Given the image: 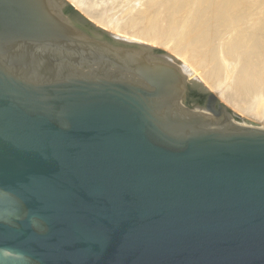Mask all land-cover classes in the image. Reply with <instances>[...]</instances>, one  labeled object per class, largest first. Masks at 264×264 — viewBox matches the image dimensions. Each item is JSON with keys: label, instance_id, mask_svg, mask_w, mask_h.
<instances>
[{"label": "water", "instance_id": "95a60500", "mask_svg": "<svg viewBox=\"0 0 264 264\" xmlns=\"http://www.w3.org/2000/svg\"><path fill=\"white\" fill-rule=\"evenodd\" d=\"M92 1L0 0V185L42 225L0 224V246L33 264H264L263 105L229 125L222 59L202 103L217 123L194 112L169 49L65 21Z\"/></svg>", "mask_w": 264, "mask_h": 264}, {"label": "bare ground", "instance_id": "6f19581e", "mask_svg": "<svg viewBox=\"0 0 264 264\" xmlns=\"http://www.w3.org/2000/svg\"><path fill=\"white\" fill-rule=\"evenodd\" d=\"M150 1L145 0V5L148 4L150 7L153 5L154 7L145 6L148 8L146 12L144 3L142 6L140 5L143 9L142 12L141 9L137 10L143 0H96L86 3L81 12L95 25L108 29V33L93 29L89 26L88 21L78 15L65 21L72 25L75 24L74 26L84 29L94 37L102 38L104 36L102 33H105L107 34L106 38L110 37L111 40L120 45L136 44L135 46L142 48V50H152L158 46H162L166 50L169 49L173 56L168 53L161 55V62H169V65L177 66L183 79L187 78L186 91H192V93L186 94H188L194 112L203 113L207 116L209 114L202 111L201 103L207 92L209 94L210 91H218L224 88L226 66L222 59H226L230 74L226 90L219 92V101L226 104L230 109H234L236 113H233V116H238V118L232 116L233 118L229 119L231 116L227 115L229 125L242 127L244 116L256 106L263 105L260 113H264V24L257 25L255 31L251 33V40L242 45L244 42L240 41L244 39L245 32L243 30L245 27L241 25L246 21L247 14L243 11H235L239 0H156L155 2L152 0L154 4L148 3ZM114 14L116 15L114 16ZM189 19L191 22L187 23ZM233 35L236 38L235 42ZM178 38L180 40L185 39L186 43L190 44L192 47L190 55H192V51L198 53L204 47V52L205 50L208 52V54L205 53L206 55L212 56V59H214L213 57L217 58L216 64L210 65V67L212 66V76L216 77L215 81H210L211 78L214 80V77H209L210 80L207 78L210 75H208L209 71L207 77L201 78L193 67L194 62L192 65L187 63L189 60L185 61L181 58L183 54L176 53L175 47L170 49L175 41H177L175 42L176 48L178 47ZM180 43L184 51L185 48L188 49L189 45L185 44L187 46L185 47L182 41ZM189 50L185 52L188 53ZM204 52L203 55L205 56ZM183 57L186 58V56ZM195 59L197 60V57ZM205 59L207 58L204 57L203 60ZM239 60L243 62L241 68L237 64ZM203 64L205 65L204 62ZM203 64L196 63L195 65L198 66L195 67L200 69L199 67ZM211 119L210 121L217 123L213 118Z\"/></svg>", "mask_w": 264, "mask_h": 264}, {"label": "rangeland", "instance_id": "374dc122", "mask_svg": "<svg viewBox=\"0 0 264 264\" xmlns=\"http://www.w3.org/2000/svg\"><path fill=\"white\" fill-rule=\"evenodd\" d=\"M145 0H143V2L141 3V4H139V6L141 5L142 6V4L144 3V7L145 6H149L150 7V5H145V2H144ZM146 1H148V0H146ZM156 0H154V2H155ZM242 1H244V3H242ZM246 1H247V3H246ZM239 0V3H238V5L235 7L236 8V10L235 11H243L245 14H247L246 16H247V19H249V20H247L246 19V21L244 22V24L243 25H241L242 27H245L244 28V32H245V35H244V39H242L240 42H244V44H242V45H245L247 42H249L250 40H251V38H252V35H251V33L252 32H254L255 31V29L257 28V25H259V24H264V0ZM148 3H151V4H154V3H152V0L150 1V2H148ZM206 4V3H205ZM141 6L140 7H137L138 9V11H139V9H141ZM245 6V8H243ZM256 6V7H255ZM143 7V8H144ZM151 7H154L153 5H151ZM150 7V8H151ZM247 7V8H246ZM252 7V8H251ZM260 7V8H259ZM149 8V9H150ZM111 9V8H110ZM144 9H146L145 10V12L148 10V8H144ZM238 9V10H237ZM243 9H245V10H243ZM256 9H258V10H256ZM142 10L143 9H141V12H142ZM137 11V12H138ZM256 11V12H255ZM122 13V12H121ZM117 14V13H116ZM116 14H114V16L116 15ZM136 14V13H135ZM79 17H82V19H84V20H86V21H88L90 24H89V26L90 27H92L93 29H95V30H97V31H104L105 33H108V29H104V28H102L101 26H98V25H95V23H93V21H91L89 18H87L81 11L79 12V14H77ZM255 17V18H254ZM256 19V20H255ZM261 19V20H260ZM189 22H191V19H189V21H187V23H189ZM249 22V23H248ZM248 24V25H247ZM75 25V24H74ZM251 25V26H250ZM240 26V27H241ZM249 26H250V29H249ZM242 27H241V29H242ZM254 28V30H253V28ZM249 30H250V32H249ZM105 33H102L104 36H107V34H105ZM248 33V35L246 36V34ZM89 35H91V34H89ZM234 35H236V33H234ZM232 36V37H234V42L236 41L235 39V36ZM92 36V35H91ZM237 36V35H236ZM94 37V36H93ZM249 37H250V39H249ZM96 39L98 38V37H95ZM100 39H102L103 40V38H100ZM107 39H109V40H111L110 39V37H108ZM248 39V40H247ZM179 42V45H178V47L176 48V43L175 42H177V41H175V42H173L174 44H175V46H173L174 44H172L171 45V47H170V49H174V47H175V49H176V53L178 52V54L180 55V53L181 54H183L182 56H181V58H183L185 61H188L187 63H189V64H193V62H194V64H193V67H194V69H195V71L198 73V75L199 76H201V78L202 77H207L209 74V76L207 77L209 80H210V78L211 77H214V76H212L213 74H212V71H211V68H212V66H213V64H216V59L217 58H215V57H213L214 59H212V56L210 57L209 55H206L205 53H207L208 54V52H206V50H205V52H204V47H202L203 49H201V51L199 50L198 51V53H199V55H198V53H196L195 51H192L191 52V54L192 55H190V51H191V46H190V44H188V43H186V40L185 39H182V40H180L179 38L177 39ZM111 41H113V40H111ZM182 41V44L185 46V44L188 46H185V47H187L188 49L187 50H189V48H190V50L188 51V53L187 52H185V51H187L186 50V48H185V51H184V49H182V45H180L181 42ZM247 41V42H246ZM114 42V41H113ZM184 42V43H183ZM116 43V42H115ZM177 43V44H178ZM229 43V42H228ZM239 43V42H238ZM116 44H118V43H116ZM136 44H131V45H124V46H135ZM139 48V49H137V48ZM180 47H181V49H180ZM130 48H132V47H130ZM135 49H133L134 51L133 52H140V51H142V48H140V47H138V46H135L134 47ZM179 48V49H178ZM160 49V50H159ZM148 50H150V49H148ZM154 52H163V51H165L166 49H163V47L161 46V47H154V49H152ZM179 50V51H178ZM183 51V53H182V51ZM181 51V52H180ZM194 52V53H193ZM201 52V53H200ZM203 52H204V54H205V56L203 55ZM185 53V54H184ZM168 54H170V55H172L173 56V53L171 52V51H169L168 50ZM189 54V55H188ZM202 55H203V57H202ZM183 56H186V58L185 57H183ZM192 56H195V57H192ZM207 56V57H206ZM197 57V60L195 59L194 60V58H196ZM200 57V58H199ZM202 57V58H201ZM204 57L205 58H207L208 59V57H209V59L207 60V59H205V60H203L204 59ZM190 58V59H189ZM211 59V60H210ZM191 60V61H190ZM193 60V61H192ZM213 60V61H212ZM216 60V61H215ZM201 61H203L204 63H205V65L203 64V62H201ZM208 61H209V63H208ZM214 61H215V63H214ZM242 62V60H239L238 62H237V64H239L238 66H239V68H241L242 67V65H243V62ZM197 64H203V66H201V67H199L200 69H198V68H196L197 66L195 65L196 63ZM199 62V63H198ZM206 64H207V68H206ZM212 64V66L210 67V65ZM242 64V65H241ZM169 66H173V67H175V69L177 70V72H179V69L177 68V66H175V65H169ZM196 66V67H195ZM200 66V65H199ZM210 67V68H209ZM205 68V69H204ZM238 68V69H239ZM206 70V71H205ZM203 71V72H202ZM208 71H209V73H208ZM207 73H208V75H207ZM179 74L181 75V73L179 72ZM205 74V75H204ZM197 75V76H198ZM183 77V76H182ZM210 77V78H209ZM187 79V78H186ZM189 80H191V79H189ZM216 80V77H214V80L211 78V80L210 81H215ZM207 90H208V88H207ZM213 92H216V90H214V91H210L209 93H213ZM207 94H208V92H207ZM187 97H188V94H187ZM204 101H205V98H203V100H202V103H204ZM220 102V104L222 105V107H223V109H224V111H225V113H226V115H230L231 117H229V119H231V118H233V117H235V116H233L234 114L233 113H236L235 111H234V109H230L226 104H224L223 102H221V101H219ZM201 103V104H202ZM226 106V107H225ZM233 111V112H232ZM233 114V115H232ZM233 116V117H232ZM243 116V115H242ZM209 117L210 118H212V116L209 114ZM235 118H238V116L237 117H235ZM239 119H240V117H239ZM236 121V120H235ZM237 122V121H236Z\"/></svg>", "mask_w": 264, "mask_h": 264}, {"label": "clouds", "instance_id": "9594fccd", "mask_svg": "<svg viewBox=\"0 0 264 264\" xmlns=\"http://www.w3.org/2000/svg\"><path fill=\"white\" fill-rule=\"evenodd\" d=\"M20 192L13 187L0 185V224H12L27 219L36 229L41 228L36 213L23 212ZM0 264H33L32 256L23 248L0 246Z\"/></svg>", "mask_w": 264, "mask_h": 264}]
</instances>
